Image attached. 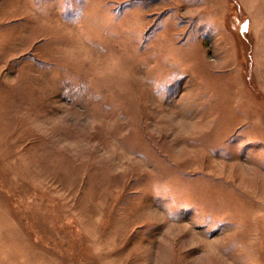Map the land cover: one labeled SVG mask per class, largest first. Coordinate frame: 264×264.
I'll use <instances>...</instances> for the list:
<instances>
[{
  "label": "rangeland",
  "instance_id": "rangeland-1",
  "mask_svg": "<svg viewBox=\"0 0 264 264\" xmlns=\"http://www.w3.org/2000/svg\"><path fill=\"white\" fill-rule=\"evenodd\" d=\"M0 235V264H264V0H0Z\"/></svg>",
  "mask_w": 264,
  "mask_h": 264
},
{
  "label": "crops",
  "instance_id": "crops-1",
  "mask_svg": "<svg viewBox=\"0 0 264 264\" xmlns=\"http://www.w3.org/2000/svg\"><path fill=\"white\" fill-rule=\"evenodd\" d=\"M1 228H2V223H1ZM0 242H2V235H0Z\"/></svg>",
  "mask_w": 264,
  "mask_h": 264
}]
</instances>
